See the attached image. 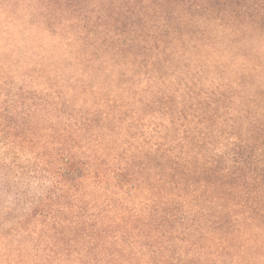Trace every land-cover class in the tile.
I'll use <instances>...</instances> for the list:
<instances>
[{"label":"trees","instance_id":"trees-1","mask_svg":"<svg viewBox=\"0 0 264 264\" xmlns=\"http://www.w3.org/2000/svg\"><path fill=\"white\" fill-rule=\"evenodd\" d=\"M0 197V264H264V0H0Z\"/></svg>","mask_w":264,"mask_h":264},{"label":"rangeland","instance_id":"rangeland-1","mask_svg":"<svg viewBox=\"0 0 264 264\" xmlns=\"http://www.w3.org/2000/svg\"><path fill=\"white\" fill-rule=\"evenodd\" d=\"M36 191H38V190H34V192H36ZM4 198H5V200H8L9 199V197H5V196H3ZM0 202H2L1 201V197H0Z\"/></svg>","mask_w":264,"mask_h":264}]
</instances>
